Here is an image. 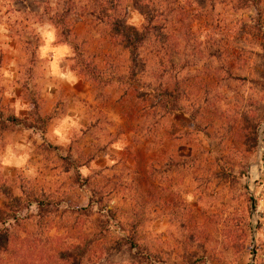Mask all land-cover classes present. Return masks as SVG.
<instances>
[{"label":"rangeland","instance_id":"rangeland-1","mask_svg":"<svg viewBox=\"0 0 264 264\" xmlns=\"http://www.w3.org/2000/svg\"><path fill=\"white\" fill-rule=\"evenodd\" d=\"M263 218L264 0H0V264H264Z\"/></svg>","mask_w":264,"mask_h":264},{"label":"trees","instance_id":"trees-1","mask_svg":"<svg viewBox=\"0 0 264 264\" xmlns=\"http://www.w3.org/2000/svg\"><path fill=\"white\" fill-rule=\"evenodd\" d=\"M91 14H92V13H91ZM109 20H110V21H114L113 18H112V19H109ZM120 33L124 36V39H125V41H126L127 44H128V48L133 49L134 47H136V45H138V44H136V43L134 42L132 36H129V35L125 34L124 32H120ZM137 43H139V42H137ZM74 50L76 51L75 46H74ZM74 53H75V56L77 57L78 61H79L80 64L82 65L84 71H85L88 75H91L92 77H94V75H95L94 72H95V71L90 70V68H89L87 65L85 66V63H84V61L82 60V58L80 57V55H79L78 53H76V52H74ZM132 53H133V55H135V51H132ZM8 121H9L10 123L14 124V125L23 124V125L26 126V128H28V129H32V128L43 129V127L45 126V125H44V122H43L42 124H39V123L37 124L36 122H34V123H31V122H25V121H23V120H20V119L17 118V117L10 118V119H8ZM45 124H46V123H45ZM91 244H92V243H91Z\"/></svg>","mask_w":264,"mask_h":264},{"label":"crops","instance_id":"crops-1","mask_svg":"<svg viewBox=\"0 0 264 264\" xmlns=\"http://www.w3.org/2000/svg\"><path fill=\"white\" fill-rule=\"evenodd\" d=\"M72 57L73 53H72V49L71 47L68 45H64V46H58L57 48H55L54 52L53 53H50L49 56H51V58L54 60V62H57V59H63L64 61H67V56H70ZM61 74V72H60ZM69 79V82L70 83H74L76 81V77H75V74L74 73H68L66 74ZM75 80H73V79ZM92 83V81H88V84ZM52 121V120H51ZM34 130H39L41 131L44 135H47L48 133V130L46 129H39V128H32Z\"/></svg>","mask_w":264,"mask_h":264},{"label":"water","instance_id":"water-1","mask_svg":"<svg viewBox=\"0 0 264 264\" xmlns=\"http://www.w3.org/2000/svg\"><path fill=\"white\" fill-rule=\"evenodd\" d=\"M260 163V149H259V152H258V158H257V164H259ZM252 210H253V213H255L256 212V201L253 199V203H252ZM253 260V262H252V264H254V261H255V259H256V250L254 249V251H253V258H252Z\"/></svg>","mask_w":264,"mask_h":264},{"label":"built area","instance_id":"built-area-1","mask_svg":"<svg viewBox=\"0 0 264 264\" xmlns=\"http://www.w3.org/2000/svg\"><path fill=\"white\" fill-rule=\"evenodd\" d=\"M260 226H261V229L264 232V218L260 221Z\"/></svg>","mask_w":264,"mask_h":264},{"label":"bare ground","instance_id":"bare-ground-1","mask_svg":"<svg viewBox=\"0 0 264 264\" xmlns=\"http://www.w3.org/2000/svg\"><path fill=\"white\" fill-rule=\"evenodd\" d=\"M256 167H257V166L252 167L251 170H252L253 168H256ZM251 170H250V174H251Z\"/></svg>","mask_w":264,"mask_h":264}]
</instances>
